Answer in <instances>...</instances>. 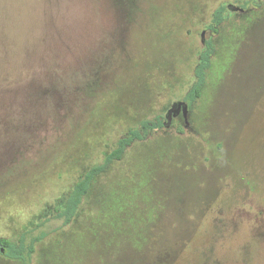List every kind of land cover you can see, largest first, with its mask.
Returning a JSON list of instances; mask_svg holds the SVG:
<instances>
[{
    "label": "rangeland",
    "instance_id": "obj_1",
    "mask_svg": "<svg viewBox=\"0 0 264 264\" xmlns=\"http://www.w3.org/2000/svg\"><path fill=\"white\" fill-rule=\"evenodd\" d=\"M245 1L0 0V237L47 232L33 264H264V0L205 30ZM204 35L202 96L173 115ZM132 128L146 139L56 218Z\"/></svg>",
    "mask_w": 264,
    "mask_h": 264
},
{
    "label": "trees",
    "instance_id": "obj_2",
    "mask_svg": "<svg viewBox=\"0 0 264 264\" xmlns=\"http://www.w3.org/2000/svg\"><path fill=\"white\" fill-rule=\"evenodd\" d=\"M226 6L220 5L213 13L211 23L207 26L212 32H219V27L225 20ZM215 52V46L210 38L204 40V50L201 53V60L195 69L196 82L187 93L184 100L191 105L202 96L203 88L207 82V70L211 67V59ZM164 117L156 116L154 120H143L141 127L145 133L149 130H157L164 125ZM146 139L140 129L132 128L121 137L114 149L105 157L103 162L91 166L84 175L72 186L70 193L60 209H57L55 217L62 219L64 224H70L76 217L84 198L89 193L94 180L105 173L115 162L123 159L127 149L137 140ZM48 236L47 232L34 235V231H25L17 241L0 237V252L7 258L20 260L23 264H33V254L36 251V244Z\"/></svg>",
    "mask_w": 264,
    "mask_h": 264
},
{
    "label": "flooded vegetation",
    "instance_id": "obj_3",
    "mask_svg": "<svg viewBox=\"0 0 264 264\" xmlns=\"http://www.w3.org/2000/svg\"><path fill=\"white\" fill-rule=\"evenodd\" d=\"M248 1V0H247ZM247 1H245V2H243V4L241 5V6H233V5H230L229 7H227V5H225L226 6V10H228V8H230V9H233V10H241V11H245V9L247 8V5H246V3H247ZM251 0H249V2H250ZM213 18V17H212ZM211 21H212V19H211ZM211 21L206 25V31H208V32H210L211 34H217V33H214V32H212V30L211 29H208L207 28V26L211 23ZM220 28V27H219ZM205 36V35H204ZM205 38H207V36H205L204 38H203V43H204V40H205ZM183 101H185V100H183ZM179 112L180 111H178V113H174L173 115H175V114H179ZM171 118V116H170V114H168L167 115V119H166V117H165V120H167V121H163V122H168V119H170Z\"/></svg>",
    "mask_w": 264,
    "mask_h": 264
},
{
    "label": "water",
    "instance_id": "obj_4",
    "mask_svg": "<svg viewBox=\"0 0 264 264\" xmlns=\"http://www.w3.org/2000/svg\"><path fill=\"white\" fill-rule=\"evenodd\" d=\"M182 109L184 116H188L189 112V104L186 101H180L174 104V107L172 108L171 111L174 113H178Z\"/></svg>",
    "mask_w": 264,
    "mask_h": 264
}]
</instances>
